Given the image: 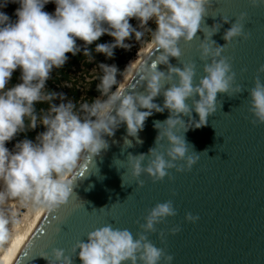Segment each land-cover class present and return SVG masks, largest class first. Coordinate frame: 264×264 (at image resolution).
Instances as JSON below:
<instances>
[{
    "label": "clouds",
    "instance_id": "1",
    "mask_svg": "<svg viewBox=\"0 0 264 264\" xmlns=\"http://www.w3.org/2000/svg\"><path fill=\"white\" fill-rule=\"evenodd\" d=\"M9 0H0V7ZM18 3L13 22L0 11V182L11 197L22 201H32L45 209L54 211L65 205L73 194L74 180L71 174L78 167L82 156L93 158L101 150L108 148L103 138L113 136L121 123L126 124L127 135L137 137L143 130L145 121L153 110L162 113L166 109L169 117L154 122L158 129L155 147L148 154L133 156L129 154L128 164L131 176L143 187L142 174L152 181L169 179V170L190 171L199 160V153L189 155V145L184 135L176 133L188 127L206 126L208 117L217 111V95L232 97L244 91L236 83L230 58L222 55L226 47L234 40H247L250 33L245 32L247 13H241L231 27L224 32L223 46L210 41V37L219 30L214 24L211 31H205V40L198 47L199 58L204 62V75L194 82L196 66L184 63L182 67H173L169 58L179 59L181 41L190 43L202 30V22L212 0H11ZM56 5L55 12L44 11L48 3ZM252 7L264 6V0H248ZM135 18L140 27L151 32L152 42L157 50H162L151 66L142 65L146 94L123 92L117 88L115 65L100 64L103 76L97 85L101 96L89 103H83L79 109L72 102L51 103L55 93L45 90L46 81L53 68H61L68 53L76 55L80 51L77 39L85 46L91 45L102 35L108 34L114 40L112 44H98L96 52L112 57L113 49L128 48L125 41L135 33L139 41L143 32L137 31L129 21ZM149 20L154 21L155 30L145 28ZM224 23H229L227 18ZM210 41V43L206 42ZM85 55L90 53L85 48ZM168 66L167 74L159 71L157 65ZM21 71V83L7 87L15 70ZM264 65L257 69L253 87L248 90V111L253 125H264ZM163 90L164 102L161 107L154 103ZM116 90L112 91V87ZM197 96L199 97L197 99ZM191 100V104L188 101ZM37 102H48L47 112L36 113ZM140 109H146L141 111ZM199 120L192 121V112ZM115 112V115L112 113ZM83 113V115H82ZM181 115L188 116L186 125ZM35 129L38 124L45 131L36 137V142L25 139L9 151L6 143L26 129ZM166 140L168 147L160 142ZM131 146V141L125 138ZM138 143L142 141L137 140ZM192 147V146H191ZM163 149V150H161ZM203 152H208L207 150ZM201 153V152H200ZM145 161H147L145 163ZM184 161L183 164L177 162ZM123 186V184H122ZM2 196V194H0ZM177 215L171 200L157 203L147 210L138 220L139 231L134 237L128 229L114 228L111 224L96 228L87 233V240H78L69 256L62 248L52 249L51 258L41 256L48 264H73V256L78 255L82 264H172L174 257L165 249L155 246L148 237L156 233V225L168 217ZM185 220L195 223L198 216L186 213ZM5 221L0 219V231ZM180 231L179 226L170 229L171 234ZM163 242L165 234L159 233Z\"/></svg>",
    "mask_w": 264,
    "mask_h": 264
},
{
    "label": "water",
    "instance_id": "2",
    "mask_svg": "<svg viewBox=\"0 0 264 264\" xmlns=\"http://www.w3.org/2000/svg\"><path fill=\"white\" fill-rule=\"evenodd\" d=\"M241 13H247L245 32L250 37L234 40L222 55L230 58L236 83L244 91L232 97L218 93L217 111L208 117L206 126L196 128L193 124L186 132L180 129L176 133L184 135L190 144L189 155L199 153L192 169L179 173L171 169L172 179L166 176L155 183L142 174L144 185L138 186L131 176L129 154H148L158 135L154 122H163L170 113L167 109L162 113L153 110L137 137L128 136L126 124L121 123L113 136L103 137L108 143L106 150L93 158H81L70 176L74 183L68 202L46 212L14 264H48L41 256L51 258L54 248H62L71 256L78 240L86 241L87 233L107 224L128 229L135 237L141 231L136 222L144 223L147 210L168 200L173 202L177 215L156 225L157 232L148 237L174 257L172 264H264V125H253L248 111V90L254 86L257 69L264 65V6L252 7L248 0H212L202 30L192 42H180L181 56L170 57L169 64L182 67L184 63H194V82L198 83L204 75V62L197 49L205 40V31L220 25L210 41L223 46L224 32ZM225 18L229 23H224ZM161 51L155 49L143 65L151 66ZM157 68L167 74V65L159 64ZM168 87L166 83L154 103L163 106L162 93ZM123 92L146 94L142 68ZM181 119L188 124V116L181 115ZM191 119L199 120L195 111ZM160 143L168 147L166 140ZM186 213L199 220L186 221ZM176 226L180 231L171 234L170 229ZM161 231L165 234L163 242L159 238ZM73 264H82L78 255L73 256Z\"/></svg>",
    "mask_w": 264,
    "mask_h": 264
},
{
    "label": "trees",
    "instance_id": "3",
    "mask_svg": "<svg viewBox=\"0 0 264 264\" xmlns=\"http://www.w3.org/2000/svg\"><path fill=\"white\" fill-rule=\"evenodd\" d=\"M19 7L18 3H13L11 0L4 7H0V11L7 14L14 22L17 17L15 15L16 9ZM56 5L54 3H48L44 7V11L49 13L55 12ZM129 23L137 31L143 32L142 38L138 41L135 37V33L127 39L125 42L130 45L128 48H114L112 57H107L103 53L96 52V46L98 44H112L114 40L108 34L102 35L97 41L91 45L85 46L84 42L77 39L76 44L80 51L76 55L71 53L66 54L67 60L61 68H53L50 73V78L46 81L45 90L50 93H55L56 97L51 101L54 105L60 103L72 102L76 104V108L79 111L83 103L91 104L95 98L101 95L97 89V85L100 83V78L103 76V71L99 68L100 64L115 65L118 69L116 80L117 88L119 87L120 80L123 77L126 66L129 61L132 60L136 54L138 46L142 41H148L152 39L151 32L142 29L137 19L132 18ZM148 29L155 30L156 25H150ZM85 48L90 53L89 56L85 55ZM21 71L17 69L13 72L11 79L7 87H13L18 83H21ZM116 90V86L112 87V91ZM107 99V96H102V100ZM50 105L48 102H37L35 104L36 113L39 115L42 111L47 112ZM83 115V113H82ZM26 129L16 134L12 140L6 143V147L9 151H15L17 143L28 139L36 142V137L44 132L46 129L42 124H38L35 129L27 127Z\"/></svg>",
    "mask_w": 264,
    "mask_h": 264
},
{
    "label": "bare ground",
    "instance_id": "4",
    "mask_svg": "<svg viewBox=\"0 0 264 264\" xmlns=\"http://www.w3.org/2000/svg\"><path fill=\"white\" fill-rule=\"evenodd\" d=\"M155 49L156 48L153 42L150 41L146 45V47L138 51L135 58L129 61L126 70L124 72L123 78L120 81L118 90L120 91L125 90V88L131 82L133 77L139 71L141 66L144 64V62L148 59V57L153 53ZM0 184L3 183L0 182ZM6 196L7 197L5 202L2 205H0V219L6 222L4 225L5 228L4 233L6 235L9 234L11 225H14V227L18 229V231H16V234L11 237L12 240L9 244V247L0 256V264H14L18 256L20 255L21 251L27 245L29 239L33 235L34 231L36 230L37 226L43 219L48 209H45L39 205V207L36 208L37 210L34 213L33 219L29 221V225L27 229H25V231L23 230V232L20 233L18 223L15 220L16 214H15L14 205L13 203H11L10 195H6ZM3 240H4V234L0 233V251L2 250L1 245L3 243Z\"/></svg>",
    "mask_w": 264,
    "mask_h": 264
},
{
    "label": "rangeland",
    "instance_id": "5",
    "mask_svg": "<svg viewBox=\"0 0 264 264\" xmlns=\"http://www.w3.org/2000/svg\"><path fill=\"white\" fill-rule=\"evenodd\" d=\"M150 41H152V39H150L148 41L145 40L144 42H141V44L138 46V49L136 51L135 56L137 55L138 51L143 49L144 47H146V45ZM135 56H134V58H135ZM101 100H102V96H101ZM2 185L3 184H0V194H2V196H0V205H2L5 202L6 197H7L6 195H8L6 190H5V186L4 185L2 186ZM10 199H11V203H13L14 209H15V214H16L15 215V220L18 223V226H19V229H20L19 230L20 233H22L23 230L25 231V229H27V227L29 225V221L33 219L34 213L37 210L36 208H38L39 205L35 204L32 201H22L19 197H11L10 196ZM16 231H18V229H16L14 227V225H11L10 232L7 235L4 233L5 232V228H3L2 231H0V233L4 234V240H3V243L1 245L2 246L1 247L2 250L0 251V256L9 247V244H10V242L12 240L11 237L16 234Z\"/></svg>",
    "mask_w": 264,
    "mask_h": 264
},
{
    "label": "built area",
    "instance_id": "6",
    "mask_svg": "<svg viewBox=\"0 0 264 264\" xmlns=\"http://www.w3.org/2000/svg\"><path fill=\"white\" fill-rule=\"evenodd\" d=\"M155 25V23H154V21H152V20H149V22H148V24L145 26V28H147L148 26H150V25ZM142 29H144V28H142ZM142 42H144V41H142ZM126 44H128L127 42H125Z\"/></svg>",
    "mask_w": 264,
    "mask_h": 264
}]
</instances>
